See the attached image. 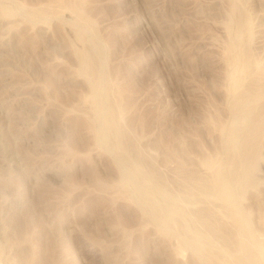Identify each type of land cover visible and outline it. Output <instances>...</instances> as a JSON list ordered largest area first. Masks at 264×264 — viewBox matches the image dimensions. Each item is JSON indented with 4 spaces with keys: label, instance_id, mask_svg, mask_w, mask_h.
<instances>
[{
    "label": "rangeland",
    "instance_id": "obj_1",
    "mask_svg": "<svg viewBox=\"0 0 264 264\" xmlns=\"http://www.w3.org/2000/svg\"><path fill=\"white\" fill-rule=\"evenodd\" d=\"M79 1L0 0V264H200L191 250L174 253L176 224L173 238L162 235L116 190L127 164L112 135L97 137L103 121L87 99L96 78L81 70L79 53L93 55L116 88L134 163L158 173L185 220L207 211L212 225L230 230L222 204L200 195L199 183L225 164L229 90L245 81L227 62L233 3L249 19L258 72L264 0ZM77 6L90 27L77 21ZM260 144L240 204L264 241V134Z\"/></svg>",
    "mask_w": 264,
    "mask_h": 264
},
{
    "label": "bare ground",
    "instance_id": "obj_2",
    "mask_svg": "<svg viewBox=\"0 0 264 264\" xmlns=\"http://www.w3.org/2000/svg\"><path fill=\"white\" fill-rule=\"evenodd\" d=\"M61 1L54 0L56 3ZM78 4H83V1L80 0ZM232 7L235 38L227 47V62L230 66L239 67L245 81L240 88L232 85L229 90V107L233 119L221 127L228 151L225 164L214 168L208 180L200 181L198 191L205 197L214 196L215 200L222 204L232 226L230 230L212 225L207 211L194 212L189 219L191 221L185 220V213L179 205L180 200L173 194H168V189L158 173L154 170L143 173L134 163L137 158L135 149H124L126 133L121 125V112L116 105V88L113 84L104 83L96 70L93 55L86 51L79 53L81 70L86 74L95 75L96 78L87 99L96 117L103 121V127L97 132V137L105 142L112 135L114 152L124 155L122 162L127 164L126 167L120 164L116 190L126 199L134 200L139 211L162 235L174 236L175 229H172V224H176L178 234L175 237L177 242L174 253L191 250L200 264H264V241L255 234L249 216L240 204L244 192L255 182V171L261 158L260 138L264 134V103H260L259 94L264 92V69L254 72L247 48L249 19L240 13L237 2H234ZM73 12L78 22L84 27H90V22L84 19L80 7L73 8ZM77 36L82 39L84 33L78 31ZM102 93L111 95L110 101H103L106 104L100 101ZM123 151L127 155L122 154ZM205 164L214 166L215 162L206 159ZM157 196L165 198V203L161 201V204L159 201L162 199ZM217 240L222 241L221 247H216ZM233 248H236L237 255L231 253ZM242 250L243 253L240 254Z\"/></svg>",
    "mask_w": 264,
    "mask_h": 264
}]
</instances>
